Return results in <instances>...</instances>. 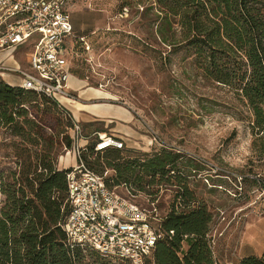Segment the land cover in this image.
<instances>
[{
	"label": "rangeland",
	"instance_id": "1",
	"mask_svg": "<svg viewBox=\"0 0 264 264\" xmlns=\"http://www.w3.org/2000/svg\"><path fill=\"white\" fill-rule=\"evenodd\" d=\"M150 1H70L73 34L85 36L97 74L91 73L89 82L83 78L85 68L79 67L81 74H75L67 51L68 85L70 78H76L83 87L95 89V82L102 79L107 83L104 90L113 95L111 100L130 111L131 140L136 144L119 150L121 158L161 150L178 155L175 166L193 192L192 207L198 204L210 214L204 235L208 252L201 264H241L245 257H260L264 254L262 140L253 134L247 108L232 90L205 78L190 50L161 42L156 34L160 15L154 6L150 9ZM73 43L71 36L65 42L67 49ZM47 107L27 108L28 118L40 120L43 139L37 138L36 144L33 132L23 138L0 128V176L6 179L10 171L18 170V160L28 156L33 162L36 154L54 158L59 168L61 156L66 155L62 131L68 130L59 110ZM105 123L95 127L109 133ZM84 130H90V125ZM51 135L55 138L50 145ZM111 159L103 153L88 164L98 173L108 169L109 177ZM173 181L149 184L151 195L135 192L134 200L149 208V202L156 199L159 215L166 214L177 191ZM117 192L125 193L123 188ZM3 199L0 193V206ZM187 249L184 240L181 250ZM106 261L118 264L111 256Z\"/></svg>",
	"mask_w": 264,
	"mask_h": 264
},
{
	"label": "trees",
	"instance_id": "2",
	"mask_svg": "<svg viewBox=\"0 0 264 264\" xmlns=\"http://www.w3.org/2000/svg\"><path fill=\"white\" fill-rule=\"evenodd\" d=\"M150 2V9L154 6L160 15L156 34L161 42L190 50L205 78L227 86L239 97L264 151V0ZM41 105L64 116L56 102L43 94L0 82V128L23 138L33 132L36 144L43 135L40 120L28 118L27 108ZM65 121L68 130L70 122ZM62 132L66 152L72 142L69 132ZM48 137L51 145L55 136ZM56 143H60L58 138ZM119 150L103 152L113 158L107 162L113 172L106 177L109 187L124 185L133 194L146 191L151 195L149 184L173 179L181 188L158 223L162 231L173 230L174 235L171 240H159L145 264H201L208 252L204 235L210 214L198 204L192 207L193 192L175 166L178 155L161 150L121 158ZM17 163V171H10L6 179L0 176L4 197L0 206V264H108L106 257L110 256L70 244L62 228L70 208L65 176L69 168L59 169L54 158L37 154L33 162L27 156ZM170 171L176 174L171 176ZM184 240L188 246L185 251L181 250ZM241 264H264V254L245 257Z\"/></svg>",
	"mask_w": 264,
	"mask_h": 264
},
{
	"label": "built area",
	"instance_id": "3",
	"mask_svg": "<svg viewBox=\"0 0 264 264\" xmlns=\"http://www.w3.org/2000/svg\"><path fill=\"white\" fill-rule=\"evenodd\" d=\"M70 1L0 0V51L24 47L28 54L27 68L7 70L19 75V86L23 89L56 102L70 122L72 147L66 153L71 151L76 161L65 175L70 208L62 228L68 242L128 264H145L155 244L161 239L171 240L174 231L159 228L156 199L149 202V208L143 207L134 200L136 195L130 188L107 185L108 169L98 173L88 164L106 150L123 149V140L110 133L96 132L89 152L88 143L79 144L84 138L80 123L59 102L61 98L75 97L68 85L71 67L65 57L67 51L72 64L88 65L84 80L89 82L91 73L97 74L85 36L73 34ZM71 36L74 43L67 49L65 42ZM95 84L99 89L107 87L102 79ZM118 188H123L125 193L117 192ZM177 189L181 190L179 185Z\"/></svg>",
	"mask_w": 264,
	"mask_h": 264
},
{
	"label": "crops",
	"instance_id": "4",
	"mask_svg": "<svg viewBox=\"0 0 264 264\" xmlns=\"http://www.w3.org/2000/svg\"><path fill=\"white\" fill-rule=\"evenodd\" d=\"M20 53L21 55H19ZM0 66L3 68L0 69V82L11 86H19L21 83L19 75L7 69L27 68V54L24 47L20 46L0 51ZM79 67L85 68L86 72L88 65L75 62V67L72 71L75 74L77 73L78 76L81 74L78 73V69H81ZM70 79L69 87L73 88L77 94L73 92L75 95L74 99L61 98L59 102L63 108L69 111L72 118L80 123L82 131H85L83 132L84 138L79 144L84 145L88 143V145H92L94 134L96 132H105L100 131L95 125L97 126L100 122H106L105 127L108 128L109 133L121 138L125 145L124 148L132 149L136 142L131 140L134 136V131L131 124L132 114L130 111L124 106L115 104L113 102L115 100H111L110 98L113 95L109 91L99 88H85L79 79ZM89 125L90 130H84ZM73 159L71 151L61 156L58 163L59 169L71 167L75 163Z\"/></svg>",
	"mask_w": 264,
	"mask_h": 264
},
{
	"label": "bare ground",
	"instance_id": "5",
	"mask_svg": "<svg viewBox=\"0 0 264 264\" xmlns=\"http://www.w3.org/2000/svg\"><path fill=\"white\" fill-rule=\"evenodd\" d=\"M103 93V92H102Z\"/></svg>",
	"mask_w": 264,
	"mask_h": 264
}]
</instances>
